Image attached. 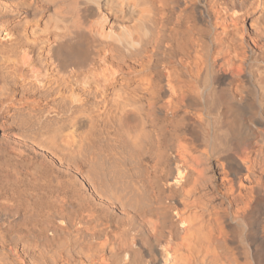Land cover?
I'll use <instances>...</instances> for the list:
<instances>
[{"label": "bare ground", "instance_id": "1", "mask_svg": "<svg viewBox=\"0 0 264 264\" xmlns=\"http://www.w3.org/2000/svg\"><path fill=\"white\" fill-rule=\"evenodd\" d=\"M0 264H264V0H0Z\"/></svg>", "mask_w": 264, "mask_h": 264}]
</instances>
